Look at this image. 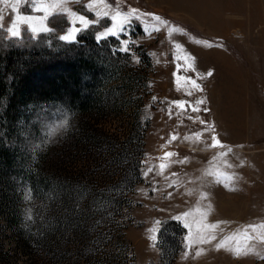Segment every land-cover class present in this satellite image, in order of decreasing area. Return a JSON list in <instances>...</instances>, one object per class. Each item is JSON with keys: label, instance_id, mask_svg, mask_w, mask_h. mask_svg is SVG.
Returning a JSON list of instances; mask_svg holds the SVG:
<instances>
[{"label": "rangeland", "instance_id": "obj_1", "mask_svg": "<svg viewBox=\"0 0 264 264\" xmlns=\"http://www.w3.org/2000/svg\"><path fill=\"white\" fill-rule=\"evenodd\" d=\"M130 9L140 18L117 36L103 38L109 51H118L126 73L130 67L146 74L139 95L148 120V125L142 121L141 180L128 193V206L119 207L123 227H112L111 240L99 243L93 258L84 252L85 240L86 246L94 245L87 239L96 234L91 227L86 233L81 229V241L72 226L61 227L52 245L37 248L23 239L33 231L32 221L23 235L2 215L0 264H127L125 242L132 264H264V229L249 227L264 224V0H0V28L6 36L26 31L33 38L54 30L47 17L59 12L66 24L57 38L83 28L74 23L82 17L97 26L93 35L101 40L97 36L114 26L109 17ZM149 13L167 23L142 15ZM122 46L128 50L121 51ZM120 106L67 118L54 104L28 103L19 107L13 134L8 131L1 141L27 147L23 166L34 177L48 170L64 182L82 180L100 186L94 191L103 186L109 191L106 185L132 146L125 133L132 108L129 101ZM213 138L220 146H213ZM120 148L124 151L117 154ZM55 179L52 174L44 178L53 193L46 206L52 208L59 201L55 194H63L64 182ZM85 189L88 198L92 192ZM44 203L38 201V208ZM165 217L183 226L172 256L160 255L156 243ZM212 224L216 227L202 230ZM237 240L253 250L235 255L229 249ZM221 242L225 246L217 248Z\"/></svg>", "mask_w": 264, "mask_h": 264}, {"label": "trees", "instance_id": "obj_2", "mask_svg": "<svg viewBox=\"0 0 264 264\" xmlns=\"http://www.w3.org/2000/svg\"><path fill=\"white\" fill-rule=\"evenodd\" d=\"M63 17L59 12L50 14L47 23L54 30L38 32L33 38L26 31L18 36H6L0 28V218L4 215L11 226L23 235L30 229L27 227H31V221L35 223L32 224L33 231L26 233L23 239L37 248L52 245L50 240L56 239L61 227L72 226L76 235L82 230L86 233L85 229L91 227L96 234L87 236V239L94 245L86 246L85 240L84 252L94 258L100 252L97 245L110 241L115 227H123L119 207L128 206V193L141 180L140 158L145 128L142 121L148 125V120L144 117L139 95L142 84L146 85V74L142 75L130 67L126 73L119 62L118 51H109L104 39H95V25L80 28L73 40L57 38L58 31L63 30L66 24ZM124 101H129L132 108L125 132L126 142H132V146L126 150L125 164L115 172V179L106 185L109 191L105 186L100 191H94L100 186L83 184L82 180V184L80 180L64 182L48 170L34 177L28 166H23L27 147L16 146L15 143L5 146L1 141V136L8 131L13 134L19 107L28 103L32 106L54 104L59 113H65L70 118L89 110L99 112L111 106L122 108L120 105ZM70 121L74 120L65 119L64 122L70 124ZM122 151L120 148L116 153L122 154ZM49 174L64 182L63 194H55L57 198L54 201H59L54 208L46 206L50 203L47 198L53 194L51 186L48 187L49 183L44 180ZM72 184H81L84 188L79 185L73 187ZM39 186L46 188L43 190ZM85 188L92 192H89L91 196L88 198H85ZM40 200L45 202L41 209L38 208ZM38 211L42 213L40 220H37ZM50 217L53 218L49 220ZM182 231L183 226L173 218L165 217L160 221L156 239L160 255H173L179 248L178 235ZM82 238L84 236L81 235L80 241ZM123 246L128 250L127 264H132L130 247L126 242Z\"/></svg>", "mask_w": 264, "mask_h": 264}, {"label": "snow or ice", "instance_id": "obj_3", "mask_svg": "<svg viewBox=\"0 0 264 264\" xmlns=\"http://www.w3.org/2000/svg\"><path fill=\"white\" fill-rule=\"evenodd\" d=\"M101 2H103V0H101ZM99 13H97V16L99 17ZM105 17H109V14L107 12H105L103 14ZM142 15H151L153 20L159 22V23H163V24H166L167 22L166 21H163L161 19V17L155 15V14H142ZM22 17H17V19H21ZM110 20L114 22V26L111 27L107 32H102L100 35L97 36L98 39H103L107 36H112V37H115L118 35L119 32H122L123 31V28H124V25L125 24H128L132 21L133 18H136V19H139L140 16L138 15V10L136 9H130L127 13H122L120 11H116L114 15H111L110 17ZM76 21H79L80 24L83 25V28L87 29L89 27V20L87 18H82V17H77L76 20L74 21V23ZM38 31L41 30L39 28H34V31ZM46 30V29H44ZM153 31H159L158 28H153L152 29ZM175 29H170V31H174ZM76 31H78L77 29H73L72 31V34L71 35H66V36H63L61 37V39H73L75 34H76ZM18 34V31H13V35H17ZM177 47H179V45H177ZM121 51H127V47H124L122 46ZM208 75H212L211 72L208 73ZM189 82L191 83L192 87L195 88V89H200V85L195 81V80H192L189 78ZM174 103H177L179 104L181 107L184 106V103L183 101H177V102H174ZM202 103V101H201ZM194 111H199V109H193ZM201 123H203V121H201ZM173 139H175V137H173ZM214 139V144L213 146H220V142L218 140H215ZM167 156H170L172 155V153H167L166 154ZM164 165L162 164L161 165V168H163ZM190 215V213H185L184 216H188ZM176 219H181V217H176ZM187 227V225H186ZM216 225L215 224H212V225H203L202 226V230H207L209 228H215ZM249 227H251L253 230H256V229H264V224H261V225H250ZM213 239L215 237H212ZM249 237L247 236V233L245 232L244 236H243V240H247ZM229 240L233 239V237H229L227 238ZM261 239H264V234L261 235ZM200 242H205L203 240H201ZM225 244L224 242H221L220 244H217V248H221V247H224ZM230 251H233V253L235 255H241V254H247V252H251L253 249L251 248H248L246 246V244L242 243L241 240H237V243H236V246L234 248H231L229 249Z\"/></svg>", "mask_w": 264, "mask_h": 264}, {"label": "clouds", "instance_id": "obj_4", "mask_svg": "<svg viewBox=\"0 0 264 264\" xmlns=\"http://www.w3.org/2000/svg\"><path fill=\"white\" fill-rule=\"evenodd\" d=\"M21 19H23V18H21ZM37 31H38V29H37Z\"/></svg>", "mask_w": 264, "mask_h": 264}]
</instances>
